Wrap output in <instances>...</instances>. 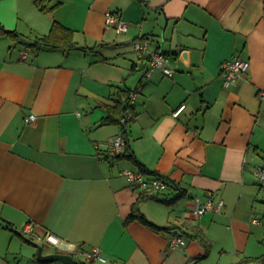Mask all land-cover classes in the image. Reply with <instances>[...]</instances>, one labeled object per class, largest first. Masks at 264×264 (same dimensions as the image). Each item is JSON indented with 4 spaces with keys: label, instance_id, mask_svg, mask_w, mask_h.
I'll return each instance as SVG.
<instances>
[{
    "label": "crops",
    "instance_id": "0c3cea01",
    "mask_svg": "<svg viewBox=\"0 0 264 264\" xmlns=\"http://www.w3.org/2000/svg\"><path fill=\"white\" fill-rule=\"evenodd\" d=\"M107 12L127 30L107 25ZM54 21L74 30L78 48L32 44ZM0 25L19 34H0V264L58 262L37 260L29 222L68 247L44 254L75 259L99 246L108 264H237L264 254V183L253 167L264 163V0H0ZM141 36L170 55L172 76H146L133 45ZM237 54L250 62L247 77L227 85L222 64ZM120 89L137 92L127 137L105 121ZM119 134L125 144L114 153ZM126 169L182 191L134 188ZM142 190L158 197L141 210L159 230L125 223ZM208 193L225 205L198 214ZM196 230L211 243L202 258ZM173 234L187 245L171 247Z\"/></svg>",
    "mask_w": 264,
    "mask_h": 264
},
{
    "label": "built area",
    "instance_id": "2783aa9c",
    "mask_svg": "<svg viewBox=\"0 0 264 264\" xmlns=\"http://www.w3.org/2000/svg\"><path fill=\"white\" fill-rule=\"evenodd\" d=\"M106 24L109 26H113L114 29L120 33L128 28V23L125 22L120 14L116 12H107L106 16ZM152 39L148 36H141L134 40V50L137 52L138 58L145 63L146 65V76L150 77L152 71L159 70L164 75L172 76L175 73V69L171 63L170 55L161 50V49H152L151 48ZM30 49L29 45H25L23 47L22 53L23 56L27 54V51ZM250 62L249 60L240 57L238 54L234 55L232 59L225 61L222 64V77L225 80L227 85L237 84L239 81L247 77V71L249 68ZM140 88H138L139 90ZM137 92H133L130 102L132 104L135 103ZM185 108V104H182L179 108H177L174 112V116H178L181 111ZM131 111H129L128 116H131ZM36 118L35 114H29L26 117V122H30ZM114 153H118L122 151L123 145L125 144V139L123 135L119 134L116 137L110 140ZM254 158H250L249 162L253 163ZM254 172L259 180V182H264V163L257 162L253 164ZM128 179L129 183L133 187L140 188H150L158 192H163L169 189V182L162 177H154L152 179H148L146 175L141 171H135L131 169H126L122 172ZM225 203L223 199L215 200L213 198L212 193H208L207 198L201 202H199V206L197 208L198 214H204L208 211L221 212ZM23 232L25 236L33 240H41L45 245L55 246L59 250L64 251V249H68V247L62 245L61 240L54 235L52 232L45 231L44 233H39L34 229L33 222L27 223ZM170 245L173 248L179 246L187 245V239L180 234H173L170 239ZM66 251V250H65ZM82 255V259L88 262H98L101 264H108L109 261L102 253V250L99 246H93L89 250H82L80 252Z\"/></svg>",
    "mask_w": 264,
    "mask_h": 264
},
{
    "label": "trees",
    "instance_id": "16d2710c",
    "mask_svg": "<svg viewBox=\"0 0 264 264\" xmlns=\"http://www.w3.org/2000/svg\"><path fill=\"white\" fill-rule=\"evenodd\" d=\"M42 9H44V8L42 7ZM0 34L7 35L12 39H17V37L19 36V34L17 33L16 30L7 29L2 25H0ZM74 35H75L74 30L64 26L63 24H61L58 21H54L52 23V26H51L49 33L42 35V36H35L32 44L37 49H41L43 47H55V48H61L64 50H71V49L79 47L77 45V42L75 41ZM133 92H134V90L132 91L130 89H120L118 91L119 97L116 100V103L113 106H111V105L108 106L107 110L109 111V115L105 119V121H111V122L116 121V122L122 124V126L124 128L123 134L125 136H126V133L128 131L127 130L128 124L134 118V117H128V115H127L129 113V111L133 109V104L130 103V99H131ZM118 155L119 154H115V156H118ZM140 168L142 170L146 171V169L144 167L141 166ZM163 178H165V177H163ZM165 179L170 184L169 188L176 186L174 183L170 182L168 178H165ZM261 183L263 184L264 182H261ZM176 187L179 188V186H176ZM134 188H140V187L136 186ZM179 189L181 190V188H179ZM164 192L165 191H163L161 193H164ZM149 198H158V197L156 195H153V194H148V192L145 190H142L140 192V195L138 196L137 200L132 205L131 211H130L125 223H129L131 221L138 220L141 223H143L147 226H150L155 230L161 229V227L152 223L146 217V215L143 213V211L141 210L142 202L145 199H149ZM163 200L169 202V200H167V199H163ZM5 227L12 229L13 231L16 232V229H14L12 227L11 223H9V222H6ZM20 234L24 238V235L22 233H20ZM192 236L193 237H199L201 242H202V245L204 246L205 252L200 257L202 258V257L206 256L210 251L211 243L207 239L204 238V233L202 231L200 232V231L196 230V233H193ZM26 240L29 241L30 243H32L30 240H28V239H26ZM80 263L81 264H92V262L88 263L87 261H81ZM250 263L264 264V254L260 255V256H254V257L253 256H245L237 264H250ZM75 264H77V262H75Z\"/></svg>",
    "mask_w": 264,
    "mask_h": 264
},
{
    "label": "water",
    "instance_id": "95a60500",
    "mask_svg": "<svg viewBox=\"0 0 264 264\" xmlns=\"http://www.w3.org/2000/svg\"><path fill=\"white\" fill-rule=\"evenodd\" d=\"M173 47H176V40L175 43L173 44ZM188 51H185L183 53V57L187 58L188 57ZM30 240L34 246L37 248L36 252V258L37 260L41 262H51V261H61L63 264H75V259L74 256L70 253H62V252H51L48 254H44V244H41L31 238H27Z\"/></svg>",
    "mask_w": 264,
    "mask_h": 264
},
{
    "label": "rangeland",
    "instance_id": "374dc122",
    "mask_svg": "<svg viewBox=\"0 0 264 264\" xmlns=\"http://www.w3.org/2000/svg\"><path fill=\"white\" fill-rule=\"evenodd\" d=\"M135 51V50H134ZM135 53L137 54V52L135 51ZM27 238H29L28 236H26ZM22 240V239H21ZM45 249H47V250H53V249H55V247L54 246H50V245H46L45 246ZM81 261H83V259H82V255H76L75 256V262H77V264H81L80 262ZM89 263V262H88ZM53 264H63L62 262H60V261H58V262H56V263H53ZM95 264H101V263H95Z\"/></svg>",
    "mask_w": 264,
    "mask_h": 264
}]
</instances>
